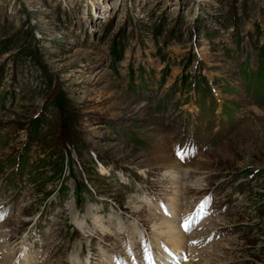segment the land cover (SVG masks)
Wrapping results in <instances>:
<instances>
[{"label": "rangeland", "instance_id": "374dc122", "mask_svg": "<svg viewBox=\"0 0 264 264\" xmlns=\"http://www.w3.org/2000/svg\"><path fill=\"white\" fill-rule=\"evenodd\" d=\"M260 78L264 0H0V263L108 264L131 228L173 247L150 196L209 213L192 263L264 264ZM58 88L80 156L33 133Z\"/></svg>", "mask_w": 264, "mask_h": 264}, {"label": "trees", "instance_id": "16d2710c", "mask_svg": "<svg viewBox=\"0 0 264 264\" xmlns=\"http://www.w3.org/2000/svg\"><path fill=\"white\" fill-rule=\"evenodd\" d=\"M3 42L5 40L1 41V43ZM48 107V114L36 120L33 127V133L37 134L38 142L50 152L56 146L66 143L80 156L82 144L78 132L80 122L78 110L69 101L65 92L59 88L52 90Z\"/></svg>", "mask_w": 264, "mask_h": 264}, {"label": "bare ground", "instance_id": "6f19581e", "mask_svg": "<svg viewBox=\"0 0 264 264\" xmlns=\"http://www.w3.org/2000/svg\"><path fill=\"white\" fill-rule=\"evenodd\" d=\"M169 153H171V152H169ZM171 155H167V157L164 159V164H175L176 165L177 164L176 161H177V162H179V165L178 166L176 165L178 168L184 167L185 164L181 162V158L180 157H174L172 153H171ZM183 170H184V174L186 172H189L188 171L189 169H185L184 168ZM174 175H175V177H178V176H176V174H174ZM173 179L175 180L174 177H173ZM175 182L176 183H180V177H179L178 180H175ZM179 190H180V192L183 191L181 189H179ZM179 190L178 189L176 190V192L179 195L176 194L177 195L176 198H170V199H180V195L181 194H180ZM142 198L145 199V201L147 200V197H142ZM148 200H150V199H148ZM151 203L149 204L150 211L152 212L153 215H158L154 211V209H155V206L154 205L155 204L153 205V203L152 204ZM175 206L181 208L179 202H177V201L173 202L172 203V208L170 207L171 208L170 209V215H171L170 218L165 217V216L163 217L162 215L159 214V216H161L163 219L164 218H167V219H169V221H171L169 223V222H167V219H165V222H166L165 223V230L166 229H169V232H168V234L163 233V234L166 235L165 237H168V240H170L173 243V253H174V255L171 256L170 259H169L170 262H171V264H174L175 263V262H173L174 258H176L177 257V253H179L182 250H185L188 253V255H190L192 258H196L197 257L196 254H197V251H198L197 247H194V245H193V241L196 240L195 239V236L189 235L187 237V234L183 233L180 230L179 223H178V215H177L178 213L175 214V212H174V211L177 210V209L174 208ZM157 229H159V230H157ZM157 229H154V230L151 231L154 239H156V237H158V236H156V234L158 235V232L161 230L160 229V226ZM101 230H103L104 232H106L107 235H111L112 234V228L110 227V225H108L107 227L101 228ZM196 231H198V229H196ZM198 234L199 233H197V235ZM161 239H164V238H161ZM9 250L10 249H2V251H3L2 257H3V260L4 261L2 263H0V264H15V262L9 256L11 254V252ZM23 252H24L25 256L22 258L21 262H24L25 264H32L33 263V257H31V256L29 257V255H27V251L26 250H24ZM120 253H123V252L121 251ZM76 255L77 254H75L73 256L71 255V258H70L69 262L77 260L78 257H76ZM106 261H107L108 264H115V261L113 259H111V257H108L106 259ZM176 261H177V258H176ZM191 264H195V263H191Z\"/></svg>", "mask_w": 264, "mask_h": 264}, {"label": "snow or ice", "instance_id": "6c2138e0", "mask_svg": "<svg viewBox=\"0 0 264 264\" xmlns=\"http://www.w3.org/2000/svg\"><path fill=\"white\" fill-rule=\"evenodd\" d=\"M184 227L186 231L189 230V225L187 223L184 225ZM147 261H148V264H154V261L151 258L150 251L148 252V255H147Z\"/></svg>", "mask_w": 264, "mask_h": 264}]
</instances>
